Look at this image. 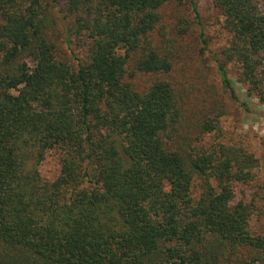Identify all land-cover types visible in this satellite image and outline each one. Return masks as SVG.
Returning a JSON list of instances; mask_svg holds the SVG:
<instances>
[{
    "label": "trees",
    "instance_id": "trees-1",
    "mask_svg": "<svg viewBox=\"0 0 264 264\" xmlns=\"http://www.w3.org/2000/svg\"><path fill=\"white\" fill-rule=\"evenodd\" d=\"M65 1L66 44L88 43L75 66L53 7L0 0V264H264V234L237 197L258 160L207 146L222 99L177 79L194 30L182 8L209 52L196 0ZM212 1L230 36L213 58L224 92L239 101L235 64L264 102V0ZM51 151L54 182L39 171Z\"/></svg>",
    "mask_w": 264,
    "mask_h": 264
},
{
    "label": "rangeland",
    "instance_id": "rangeland-1",
    "mask_svg": "<svg viewBox=\"0 0 264 264\" xmlns=\"http://www.w3.org/2000/svg\"><path fill=\"white\" fill-rule=\"evenodd\" d=\"M43 0L44 4H49L54 8V13L59 20V54L76 65L73 55L85 61L88 50V43L85 38L75 35L68 39L71 44L65 42L64 29L68 28V22L63 19L64 14H60L58 9H64L65 0ZM198 12L200 14L205 37L208 41L209 52L201 54L200 42L196 36V25L192 14L186 8H182V15L188 17L193 22L194 30L182 39L181 44L187 49L188 59L187 71L177 75L178 80L186 81L189 85L190 79L193 87H189L190 92H194L199 98L207 101L212 95H218L226 108L225 115L221 118V134H212L206 137L207 146L218 142L229 147L243 148L252 154L257 160V168L253 171L252 179L245 185L237 188L238 200H243L252 206V229L257 234H264V102L256 95L250 94L247 87L239 82V71L235 64H229L230 76L233 81L239 101H234L230 95L224 92L220 79L216 74L214 59L220 51L225 48L230 41V36L224 28V18L215 7L212 0H196ZM164 15L168 18V24L175 23L174 11L167 9ZM198 32V31H197ZM214 58V59H213ZM142 86L148 85L149 78L140 77L138 79ZM180 83V81H178ZM218 97V98H219ZM242 103L246 104L243 107ZM40 174L45 181L54 182L60 173V164L57 154L51 151L39 167ZM194 197H198L199 189L194 188Z\"/></svg>",
    "mask_w": 264,
    "mask_h": 264
}]
</instances>
